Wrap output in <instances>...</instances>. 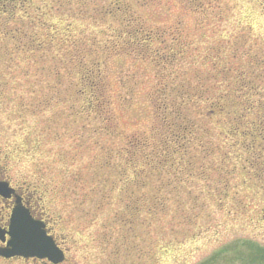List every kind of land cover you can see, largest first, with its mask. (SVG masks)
<instances>
[{"label": "rangeland", "instance_id": "rangeland-1", "mask_svg": "<svg viewBox=\"0 0 264 264\" xmlns=\"http://www.w3.org/2000/svg\"><path fill=\"white\" fill-rule=\"evenodd\" d=\"M120 1L128 5L147 30L168 34H177L178 28L182 30L197 49L184 62L187 66L199 60L200 68L211 60L216 61L218 69L228 65L232 71L255 70V76L263 77L259 83L264 92V66H258L260 62L264 65V0H86L85 3L74 0L65 10L67 16L56 12L53 0H25L12 7H0V49L3 36L20 26L28 32L24 42L33 34L44 35L33 27L39 21L41 28L53 27L57 32L71 27L72 40L77 37L86 41L88 49L92 41L85 37H96L94 41L100 45L94 50L101 54L103 48L106 51L107 38L117 37L121 32V26L111 16H105ZM86 10L90 16L81 18ZM8 46L12 49L14 44L9 42ZM55 49L53 54L42 55L44 50L35 54L42 61L39 64L42 74L35 73L29 78L14 70L18 65L25 67L27 57L21 61L11 60L10 54L7 59L0 56L5 82L15 92V98L10 96L9 101L4 97L1 104L0 152L12 179L26 180L32 188L41 186L45 191V200L51 201L52 210L57 213L53 214L57 233L69 240L65 245L70 248L73 263L264 264V202L249 206L252 214L237 218V208L231 200L221 207L218 198L212 199L208 201L205 218L189 225L175 205L161 221H155L146 210L138 214V220L132 217L135 214L127 206L129 200L123 183L134 177L135 169L140 171V164L128 168L126 177L119 175L124 165H117L118 174L101 167L99 161L109 148L113 146L116 151L124 148V138L117 134L114 137L94 134L101 121H82L76 125L69 100L77 96L66 92L69 79L64 76L57 85L55 79L47 76L51 67L67 66L60 61L66 51H60L58 41ZM126 53L112 59L108 69L122 132L131 138L135 134H149L155 67L150 61ZM235 53L242 57L240 61L234 57ZM206 69L203 67L202 71ZM209 71L213 72L210 68ZM56 91L59 95H52ZM51 96L62 102L37 115L24 114L22 118V113L15 111V100L34 109ZM136 194L138 200L139 194L153 198L157 185L149 181ZM154 210L152 206V213ZM130 218L134 220L131 225ZM0 264L8 263L0 261Z\"/></svg>", "mask_w": 264, "mask_h": 264}, {"label": "trees", "instance_id": "trees-1", "mask_svg": "<svg viewBox=\"0 0 264 264\" xmlns=\"http://www.w3.org/2000/svg\"><path fill=\"white\" fill-rule=\"evenodd\" d=\"M53 1L56 12L67 16L65 10L74 0ZM124 4L120 1L112 5L105 14L121 26V32L117 37L107 38L106 51L103 48L101 54L94 50L100 45L94 41L96 37L84 36L92 41L88 49L86 41L77 37L72 40L71 27L57 32L53 27L41 28V22L36 21L33 27L44 35L33 34L24 42L28 32L20 26L3 36L0 56L7 59L10 54L11 60L21 61L27 57L23 62L26 66L18 65L14 70L29 78L35 73L42 74L39 68L42 61L35 54L43 50L42 55L53 54L58 41L60 51H66L63 53L66 59L60 61L67 66L51 67L47 76L55 79L57 85H60L58 79L62 81L64 76L69 79L66 92L77 96L69 100L76 125L82 121H101L100 129L93 130L94 134L110 137L117 134L124 138V148L117 151L113 146L109 148L99 161H102L101 167L118 174L117 165H124L119 175L126 177L128 168L134 169L138 162L140 164V171L135 169L134 177L123 183L129 200L127 206L135 214L133 218L137 219L138 214L146 210L155 221H161L175 205L189 225L205 218L208 201L217 198L221 207L231 200L237 208V218L252 214L249 206L264 202V92L259 83L263 77L255 76V70L249 68L232 71L225 65L218 69L216 61L211 60L200 68L199 60L187 66L184 62L197 49L182 30L178 28L177 34L147 30ZM14 5L5 4L4 8ZM84 14L81 18L90 16L88 10ZM9 42L14 44L12 49ZM123 52L150 61L155 67V85L150 94L153 121L149 134H135L131 138L130 134L122 132L108 69L110 61L124 55ZM234 57L242 59L237 53ZM259 65L264 66L263 62ZM203 67L208 69L202 71ZM209 68L213 72H208ZM43 72L46 75L45 69ZM14 94L0 69V108L4 97L11 101L10 96L15 98ZM60 102V98L51 96L34 109L25 102L15 100L14 104L22 118L24 114L37 115ZM149 181L156 183L157 194L153 198L139 194L138 200L136 190L146 188ZM152 206H155L154 213ZM133 218H130L132 223Z\"/></svg>", "mask_w": 264, "mask_h": 264}, {"label": "flooded vegetation", "instance_id": "flooded-vegetation-1", "mask_svg": "<svg viewBox=\"0 0 264 264\" xmlns=\"http://www.w3.org/2000/svg\"><path fill=\"white\" fill-rule=\"evenodd\" d=\"M1 182H7L13 190L10 191L7 197L0 194V226L7 229L14 208L18 205L23 206L30 212L34 219L42 223L45 231L50 237L54 238L57 246L63 252L64 261L59 264H75L70 257V248L65 245V243H69V240H66L63 234L58 235L57 233V223L53 217L54 208L51 206V201L48 202L45 200L47 197L44 193L45 191H38V186L33 187L35 188L33 189L22 179H12L7 169L0 163V183ZM54 215H57V213L55 212ZM3 262L8 264H54L48 259L38 258H14Z\"/></svg>", "mask_w": 264, "mask_h": 264}, {"label": "water", "instance_id": "water-1", "mask_svg": "<svg viewBox=\"0 0 264 264\" xmlns=\"http://www.w3.org/2000/svg\"><path fill=\"white\" fill-rule=\"evenodd\" d=\"M9 193L8 185L0 184V194L7 197ZM42 228L43 226L34 221L30 213L19 208L14 213L10 231L6 232L0 229V239L4 242L6 235L12 237L8 248L0 249V255L5 258L19 255L49 258L56 263L62 262L64 259L63 253L57 248L54 240L47 236Z\"/></svg>", "mask_w": 264, "mask_h": 264}]
</instances>
